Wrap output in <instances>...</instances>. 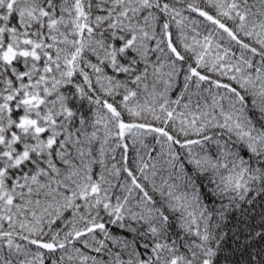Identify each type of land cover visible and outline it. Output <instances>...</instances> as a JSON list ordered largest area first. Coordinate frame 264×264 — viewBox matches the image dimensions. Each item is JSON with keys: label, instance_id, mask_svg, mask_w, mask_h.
I'll use <instances>...</instances> for the list:
<instances>
[{"label": "snow or ice", "instance_id": "1", "mask_svg": "<svg viewBox=\"0 0 264 264\" xmlns=\"http://www.w3.org/2000/svg\"><path fill=\"white\" fill-rule=\"evenodd\" d=\"M203 5L0 0V264H264V0Z\"/></svg>", "mask_w": 264, "mask_h": 264}, {"label": "trees", "instance_id": "2", "mask_svg": "<svg viewBox=\"0 0 264 264\" xmlns=\"http://www.w3.org/2000/svg\"><path fill=\"white\" fill-rule=\"evenodd\" d=\"M185 2H194V3H199L201 6H204L203 5V0H185ZM206 10H209L210 12L212 11L211 9H206ZM186 15H189V17H190V19L191 18H195V19H197V20H202L203 18H201V17H199L197 14H195V13H185ZM212 14H214V12L212 13ZM206 24H207V22H205V24H203V25H200L199 26V28H198V30H200V31H205V26H206ZM191 27V26H190ZM146 142L147 143H151V142H153L152 141V137H148L147 138V140H146ZM129 157H130V165H132L133 164V159H134V157H135V153L134 152H132L131 150H130V152H129Z\"/></svg>", "mask_w": 264, "mask_h": 264}]
</instances>
